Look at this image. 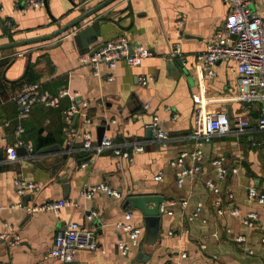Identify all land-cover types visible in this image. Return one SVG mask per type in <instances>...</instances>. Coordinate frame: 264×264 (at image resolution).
I'll use <instances>...</instances> for the list:
<instances>
[{"label":"crops","instance_id":"obj_1","mask_svg":"<svg viewBox=\"0 0 264 264\" xmlns=\"http://www.w3.org/2000/svg\"><path fill=\"white\" fill-rule=\"evenodd\" d=\"M26 1L0 0V48L51 37L106 0H46L44 7L35 9H27ZM252 9L264 16V0H253ZM230 11L228 0H115L59 36L0 50V123L11 121L0 130V264H61L47 254L54 247L57 230L72 220L94 230L101 244L95 250L80 249L73 264H264L261 231L245 226L240 217L228 211L218 214L205 184L207 177L215 176L213 158L225 155L230 163L239 165V170L231 173L222 186L235 192L243 212L259 211L264 225V205L248 196L251 185L264 191V151L252 149L255 143L251 136L259 105L247 107L234 101L240 77L235 60L217 62L216 74L211 76L197 58L224 26ZM7 20L12 21V27ZM95 22L99 23V29H94L100 31L99 44L124 35L132 44L149 48L152 56L138 66L125 61L114 71L104 66L102 75L96 76L80 61L88 37L79 40L83 48L76 40L81 28ZM176 48L181 54L172 56ZM19 52L24 55L12 56ZM111 75L113 81L109 80ZM143 77L147 84H143ZM31 83H40L41 89L51 95L69 88L78 96L74 101L62 99L58 108L38 103L29 117L19 119L16 97ZM73 102L89 104L90 120L75 116L70 128L73 131L91 130L99 141L98 128L104 126V135L117 141L146 140L145 149H131L129 157L114 156L111 151L94 155L83 148L82 136L68 143L65 110ZM198 108L206 113L226 112L231 118L249 115L254 128L202 142L191 136ZM156 116L172 137L166 146L156 138ZM20 123L25 131L18 135ZM19 138L32 144L34 150L20 145L18 158L11 159L9 148ZM195 146L204 151V171L179 185L170 160ZM160 171L163 176L157 179ZM19 176L39 183L40 188L19 194L14 183ZM101 182L116 188L122 196L98 192L92 199L84 197L88 186ZM140 194L165 197L162 231L154 244L145 242L143 213L127 205L129 196ZM62 197L78 205L64 206L58 212L27 209ZM184 200L186 204H182ZM198 202L204 203L203 212L191 220ZM92 210L99 214L90 219ZM127 211L132 212L131 220L141 225L144 233L142 244L124 254L118 243L121 239L128 241L129 236L118 221ZM6 224L13 231L2 238ZM228 227L233 235L248 236V241L235 242L227 233ZM16 235L19 243H11Z\"/></svg>","mask_w":264,"mask_h":264},{"label":"built area","instance_id":"obj_2","mask_svg":"<svg viewBox=\"0 0 264 264\" xmlns=\"http://www.w3.org/2000/svg\"><path fill=\"white\" fill-rule=\"evenodd\" d=\"M85 1V0H83ZM231 4V11L228 13L224 26L215 33L214 38L209 43L207 50L198 55V60L203 62L207 73L215 76L214 66L222 60H235L238 63L239 71V88L234 101L242 103L247 107L254 104L259 105V116L255 119V130H264V16L256 13L252 9L253 0H228ZM46 5V0H27L26 8L35 9ZM6 23L12 27V21L7 20ZM28 52V51H26ZM181 54V49L176 48L172 56ZM23 52L13 54V57L23 56ZM152 56L149 48L141 44H132V42L124 35L99 44L91 53L81 56L82 64L93 69L96 76L102 75V68L107 66L114 71L120 62L125 61L129 65H141L146 59ZM110 81L114 80V76L109 77ZM143 84H147V78H142ZM78 93H71L69 88H61L57 94L51 95L41 89L40 83H31L24 86L22 92L16 97V102L20 107L19 119L29 117L33 107L42 103L47 107L58 108L61 100L71 98L73 101ZM88 103L73 104L65 110L67 120V142L71 143L75 137L82 136L83 148L92 150L94 155L111 151L114 156H130V150L143 151L147 141L139 138H127L123 141H117L113 137L104 135L101 141H97L95 133L91 130L75 132L72 129V122L75 116H82L85 121L89 122L87 114ZM10 119H5L0 123V130L10 124ZM253 118L249 115H239L231 118L226 112L206 113L202 108H198L194 114V125L191 136L202 142H210L217 135L229 133L242 134L253 127ZM153 126L156 131V138L162 142L164 146L168 145L171 135L162 128L159 117H155ZM25 131V127L20 123L16 128L18 135ZM27 145L29 151H33L32 144H27L23 139L11 145L9 148V156L11 159L18 158V147ZM262 145V143H261ZM205 154L200 146H195L190 150H182L179 154L170 160V165L175 168L176 179L179 185H183L188 178H194L204 171ZM212 164L215 168V176L207 177L205 184L209 194L212 196V202L220 215H224L228 211L232 216L240 217L242 223L252 229L260 230L262 235L260 242L264 245V225L261 215L257 210H249L243 212L236 201L235 192L229 188L222 186V183L231 173H237L239 165H234L227 160L225 155H218L213 158ZM83 166L86 163L82 164ZM163 171H160L156 178L161 179ZM15 187L19 194L24 195L29 189L38 190L40 184L37 182L26 180L22 177L15 178ZM98 192L121 197V193L106 182L93 184L88 186L84 191V197L92 199ZM248 196L254 202L264 205V191L258 186L251 185L248 188ZM184 200L182 204H186ZM69 205H78V202L59 198L42 204L29 205L27 209L30 212L52 210L58 212L62 207ZM204 203L198 202L189 219L193 220L200 216L203 212ZM161 211H166L164 205ZM169 213H173L172 210ZM98 210H92L88 217L90 219L98 216ZM132 212L127 211L124 218L118 221L128 233V241L121 239L118 246L124 254L129 253L133 246L142 244V236L144 233L141 225L135 224L132 220ZM13 231V227L6 224V228L1 234L2 238H6ZM227 233L233 240L239 244L248 241V236L244 234L233 235L231 227L227 228ZM173 234V231H170ZM11 243H19V236L16 235ZM101 247L97 239L95 231L85 227L78 221L72 220L65 226L59 228L55 237V244L47 257H56L61 264H70L80 249L95 250ZM253 253V250H250ZM183 255H187L186 252ZM173 264H181L175 261Z\"/></svg>","mask_w":264,"mask_h":264},{"label":"water","instance_id":"obj_3","mask_svg":"<svg viewBox=\"0 0 264 264\" xmlns=\"http://www.w3.org/2000/svg\"><path fill=\"white\" fill-rule=\"evenodd\" d=\"M115 0H106L96 8L86 12L70 24H68L66 27L62 28L59 30L56 34H54L51 37H45L44 39H35V40H30V41H24V42H17L11 45H7L5 47H1L0 50L4 49H10V48H16V47H21L25 46L28 44H32L41 40H47L51 39L53 37L59 36L65 32H68L78 26L79 24L83 23L85 20L90 19L92 16L97 14L100 10H102L104 7L109 5ZM98 22H95L87 27L81 28L79 33L76 35V40L79 43V46L83 48L81 43L79 42L80 38L88 37L87 39V45H84L85 50L83 54H88L91 53L94 48H96L99 45L98 37L100 36V31L94 32V29L98 28ZM98 25V26H97ZM96 27V28H95ZM99 29V28H98ZM104 126H101L98 128V139L99 141L102 140L104 136ZM24 146L20 147V151H23ZM165 202V197L160 194H140V195H131L127 199V205L130 208H136L139 209L145 218L146 221V237H145V242L148 244H154L159 237L161 231H162V211H161V206ZM70 264H73L71 262Z\"/></svg>","mask_w":264,"mask_h":264},{"label":"rangeland","instance_id":"obj_4","mask_svg":"<svg viewBox=\"0 0 264 264\" xmlns=\"http://www.w3.org/2000/svg\"><path fill=\"white\" fill-rule=\"evenodd\" d=\"M251 136H252V141H254L255 143L252 149H255L259 151V153H262L264 151V130H255L251 133ZM242 137H245V136L242 135ZM244 142L245 141L242 140V143H243L242 148L245 150Z\"/></svg>","mask_w":264,"mask_h":264}]
</instances>
